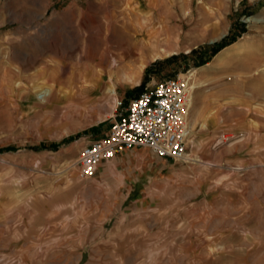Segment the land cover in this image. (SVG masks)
<instances>
[{
	"label": "rangeland",
	"instance_id": "374dc122",
	"mask_svg": "<svg viewBox=\"0 0 264 264\" xmlns=\"http://www.w3.org/2000/svg\"><path fill=\"white\" fill-rule=\"evenodd\" d=\"M147 11L176 52L126 82ZM85 67L116 95L58 98ZM203 67L190 160L142 149L89 179L67 168L145 85ZM52 70L56 98L29 92ZM118 161L122 184L105 169ZM0 264H264V0H0Z\"/></svg>",
	"mask_w": 264,
	"mask_h": 264
},
{
	"label": "built area",
	"instance_id": "2783aa9c",
	"mask_svg": "<svg viewBox=\"0 0 264 264\" xmlns=\"http://www.w3.org/2000/svg\"><path fill=\"white\" fill-rule=\"evenodd\" d=\"M190 76L178 74L147 84L113 115L107 132L85 143L75 164L80 179L121 151L146 148L158 159L183 160L186 155Z\"/></svg>",
	"mask_w": 264,
	"mask_h": 264
},
{
	"label": "bare ground",
	"instance_id": "6f19581e",
	"mask_svg": "<svg viewBox=\"0 0 264 264\" xmlns=\"http://www.w3.org/2000/svg\"><path fill=\"white\" fill-rule=\"evenodd\" d=\"M149 6H151V5H149ZM153 8H154V6H153ZM159 11H161L160 8H159ZM165 11H166V9H165ZM168 12H169V10H168ZM156 19H157V21L153 24L152 23L153 21H151V20H153V15L149 14V11H147L142 16V18H139V20H138L139 28L138 27L136 28L137 34L135 36L136 39H135V42H134V45H133V48L138 53L139 60L137 61L136 66L133 65L132 63H129L130 64L129 68H132L131 71L126 72L125 70H122V71H121V69L119 70L120 73L122 74V77H121L122 80H124L126 82L137 83L138 82V74H139V72L142 71L146 60H149V59H153L154 60V58H156V57L168 56V55L173 54V53L176 52V48H172L170 46L171 44H168V46H164V44H162V45L160 44L161 38L160 39L157 38V36H158L157 34L158 33L155 34L156 35V41L154 42V40L153 41L151 40L153 38L152 37L153 33L155 32V30H157L159 28L158 26H160L161 21L165 20L164 16H161V15H159L158 18L156 17ZM161 28H163V25H162ZM145 51L148 52V55H146V56L144 55ZM231 51H232V54L237 55V54L241 53L242 47H239V48L231 50ZM224 52H221L216 57L215 60L221 59V57H222ZM225 53H228V52L226 51ZM229 53H231V52H229ZM113 64L116 65V61L114 59H113ZM113 69H114V67H113ZM204 69H207V68L203 67V68L193 72V74L191 75V79H190V83H189V87H188L189 100H188V109H187V112H186V123H187L188 134H189V136L187 137L188 140H190L191 130H192V127L194 125V122H193L192 116H191V112H190V110L192 108V103H193V93H194L195 89L198 88L200 86V84H201L200 74H201V71L204 70ZM56 74H57V71L56 70H52V72L49 74L48 81H47L46 84L45 83L33 84L30 87L29 92H31L33 94V89L34 88H42V89L39 90L41 99L44 100V99H48L49 97L56 98L55 94L53 93V89H54L53 83L55 82ZM109 75H110V73H109ZM69 80H71V81H69V82H71L70 87H68V88L61 87L60 89H58L57 94H56V96L58 98L64 97L68 101H73L74 102V101H77V100L82 99V98L83 99L87 98L89 96L92 98V97L95 96V94H100L101 95V94H103L105 92L109 93L110 97L111 96L113 97L114 95H116L113 83L110 82V84H107V82L105 81L104 74L95 71L91 67H89V68L85 67L82 70H78L77 72H74L73 75L69 78ZM191 141L193 142V140H191ZM123 152H125V151L123 150ZM134 156H135L136 159H140V160L145 161L147 159V157H148V153L147 152L137 151L136 153H134ZM190 159L191 158H187L186 161H188ZM75 161H76V159L74 161H72L71 163H69L67 165L68 166L67 168L71 167L73 170H75L76 167H77L76 164H75ZM120 162H122V160ZM120 162L118 161L117 163L107 165L106 168H105V169H109L110 172H113V173L117 172L118 173L116 184L124 183L125 178H127V176L129 177V176L132 175L131 173H129L126 176V175H123L122 173H120L119 167H118Z\"/></svg>",
	"mask_w": 264,
	"mask_h": 264
},
{
	"label": "crops",
	"instance_id": "0c3cea01",
	"mask_svg": "<svg viewBox=\"0 0 264 264\" xmlns=\"http://www.w3.org/2000/svg\"><path fill=\"white\" fill-rule=\"evenodd\" d=\"M249 122V121H248ZM235 131L237 132V133H241V132H243L244 130L242 129V127L241 126H236V128H235ZM142 149H144V150H148V149H146V148H135V149H133L132 151H130V153L131 154H133V152L134 153H136L137 151H139V150H142ZM149 151V150H148ZM150 152V151H149ZM127 153H126V151L125 152H123V151H121L116 157H118L119 159H123V158H125L127 155H126ZM150 154H151V152H150ZM115 157V158H116ZM114 158V159H115ZM161 160H164V159H161ZM171 165V164H170ZM148 166V165H147ZM148 168V167H147ZM146 168V169H147ZM155 170L156 171H158V172H160L161 171V169H159V168H155ZM174 172H175V169L173 170V169H171V167H169L168 166V169H167V171L165 172V175L166 176H169V177H171V175L172 174H174Z\"/></svg>",
	"mask_w": 264,
	"mask_h": 264
},
{
	"label": "trees",
	"instance_id": "16d2710c",
	"mask_svg": "<svg viewBox=\"0 0 264 264\" xmlns=\"http://www.w3.org/2000/svg\"><path fill=\"white\" fill-rule=\"evenodd\" d=\"M221 47H223L220 43H215V45L213 46V49H212V53H215L217 52ZM206 61L202 60L201 63H205Z\"/></svg>",
	"mask_w": 264,
	"mask_h": 264
}]
</instances>
